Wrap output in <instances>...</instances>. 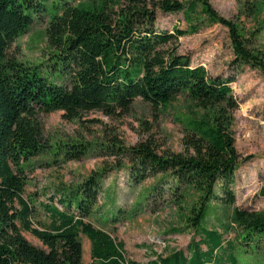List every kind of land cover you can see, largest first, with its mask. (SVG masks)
I'll list each match as a JSON object with an SVG mask.
<instances>
[{"label":"trees","instance_id":"16d2710c","mask_svg":"<svg viewBox=\"0 0 264 264\" xmlns=\"http://www.w3.org/2000/svg\"><path fill=\"white\" fill-rule=\"evenodd\" d=\"M157 8L183 12L188 29H159ZM44 15L49 17V61L28 64L9 55L13 43ZM205 22L229 29L237 67L264 69L252 45L257 33L246 37L217 14L210 0H0V264H140L127 257L124 242L86 220L103 192L107 169L95 171L69 192H54L51 200L59 196L64 210L52 202L46 205L48 228L34 223L33 205L24 196V170L28 161L51 147L42 114L62 111L71 119L100 110L114 115L129 110L137 98L167 107L180 94L198 108L213 111L187 121L185 145L192 152H160L152 138L131 146L114 138L105 146L109 154L130 160L134 184L162 175L151 189L153 199H161L167 190L180 199L189 187L200 193L188 220L199 239L192 240L188 253L175 250L147 264H241L236 244L225 238L232 224L242 231V250L264 247V211L236 205L240 154L232 131L235 77L213 76L176 48L163 50L179 37L198 32ZM58 148L68 159H80L90 150L86 143L73 142ZM165 181L168 188L161 186ZM24 231L43 246L29 241ZM80 233L92 243L91 262L83 261Z\"/></svg>","mask_w":264,"mask_h":264},{"label":"rangeland","instance_id":"374dc122","mask_svg":"<svg viewBox=\"0 0 264 264\" xmlns=\"http://www.w3.org/2000/svg\"><path fill=\"white\" fill-rule=\"evenodd\" d=\"M79 1L84 0H76V3ZM210 2L219 16L232 21L246 37L251 38L254 32L257 33L252 45L264 62V0ZM120 6L122 3L116 9L119 10ZM156 11L159 29H188L183 12L164 13L159 8ZM48 22L47 15L36 19L13 43L9 55L28 64L49 61L52 48L46 35ZM172 48H176L178 54L189 56L193 65L205 66L213 76L235 77L231 87L237 108L231 114L232 131L235 148L240 154L235 181L236 205L248 211H264V69L250 64L236 66L229 29L221 23L205 22L198 32L179 37L163 50ZM212 113V110L198 108L187 95L180 94L167 107H154L137 98L129 110H119L114 115H106L100 110L82 112L71 119L65 118L62 111L42 114L45 140L51 147L28 161L24 170V196L33 205L35 225L48 228L51 215L46 205L51 202L64 210L58 202L59 196L51 200L54 192H69L95 171L107 169L103 192L94 212L86 220L109 232L117 241L124 242L127 257L140 264L157 260L159 255L165 257L175 250L183 249L188 253L192 240L199 239L188 221L190 208L198 200L199 191L185 188V196L176 199L167 190L161 199H153L151 189L159 183L162 175L134 184L129 174L130 160L109 154L105 146L111 145L114 138L125 146L152 138L160 152L188 154L192 149L185 145L187 121ZM65 142L86 143L90 150L80 159H68L57 150ZM161 186L168 188L169 184L165 181ZM214 223L210 227L224 231ZM241 232L236 224H232L225 232V238L236 244L241 264H260L264 247L242 250ZM23 233L33 244L43 246L31 233ZM80 239L83 261L91 262L92 243L83 233H80Z\"/></svg>","mask_w":264,"mask_h":264}]
</instances>
